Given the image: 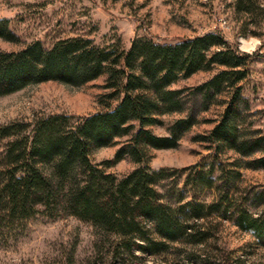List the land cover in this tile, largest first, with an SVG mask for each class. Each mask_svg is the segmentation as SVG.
<instances>
[{
  "label": "trees",
  "instance_id": "trees-1",
  "mask_svg": "<svg viewBox=\"0 0 264 264\" xmlns=\"http://www.w3.org/2000/svg\"><path fill=\"white\" fill-rule=\"evenodd\" d=\"M0 36L16 37L8 18H0ZM252 54L220 30L176 41L140 34L129 49L120 43L97 44L83 36L60 38L50 47L34 39L20 49H0V95L47 79L80 85L108 73L106 86L112 90L107 97L119 99L76 123L63 114L42 117L32 134L23 132L31 122L0 123V136L9 137L2 184L9 206L22 217L44 207L88 219L100 232L117 234L119 247L131 254L136 248L157 254L183 238L204 243L211 235L204 217L224 206L223 217L252 230L264 246V209L255 213L232 203L230 186L222 198L207 201L195 196L179 204L168 202L157 185L166 168L149 166L152 148L176 146L197 121L195 107L186 106V88L172 84L220 63L225 67L193 89L194 95L202 93L207 107L212 96L231 88L220 119L206 137L218 149L225 145L250 157L242 165L264 168V133L243 134L238 123L244 100L239 81L246 75L241 66ZM175 111L186 114L173 121L168 134L150 127L162 123L161 115ZM115 143L119 146L107 166L126 156L139 163L122 176L90 155L92 148ZM205 185L213 187V178L209 176ZM257 196L264 200V190ZM181 210L188 214L182 216Z\"/></svg>",
  "mask_w": 264,
  "mask_h": 264
},
{
  "label": "rangeland",
  "instance_id": "rangeland-1",
  "mask_svg": "<svg viewBox=\"0 0 264 264\" xmlns=\"http://www.w3.org/2000/svg\"><path fill=\"white\" fill-rule=\"evenodd\" d=\"M2 17L8 18L16 34L15 39L0 36V49L4 50L20 49L34 39L50 47L71 36L92 38L101 45L120 43L129 49L140 34L176 41L220 30L242 51L253 53L241 66L246 75L239 81L244 100L238 123L243 134L264 133V0H0ZM224 67L216 63L172 84L186 88V106L195 107L197 121L176 146L152 148L149 166L166 168L157 185L168 202L179 204L195 196L207 201L222 198L230 186L232 203L260 213L264 200L257 193L264 190V168L242 165L250 157L225 145L218 149L206 137L220 119L231 88L212 96L207 107L201 92L193 94L197 85ZM107 78L108 73H103L80 85L47 79L0 95V123L31 122L23 131L30 134L38 119L50 115H68L69 122L76 123L106 109L108 102L112 106L119 102L107 97L112 90L106 86ZM185 114H163L162 123L150 127L158 134H168L173 121ZM8 140L0 136V264H264V246L252 230L223 217L224 206L204 217L211 234L204 243L183 238L157 254L138 248L133 254L125 252L119 247L117 234L102 233L90 220L74 214L42 207L22 217L9 206L2 190ZM118 146L92 148L91 158L107 166ZM138 165L126 156L107 169L122 176ZM209 176L213 187L205 185ZM186 212L181 210L180 214L185 217Z\"/></svg>",
  "mask_w": 264,
  "mask_h": 264
}]
</instances>
